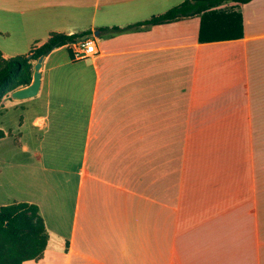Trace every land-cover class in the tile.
Returning a JSON list of instances; mask_svg holds the SVG:
<instances>
[{
  "label": "crops",
  "instance_id": "obj_1",
  "mask_svg": "<svg viewBox=\"0 0 264 264\" xmlns=\"http://www.w3.org/2000/svg\"><path fill=\"white\" fill-rule=\"evenodd\" d=\"M183 1L0 0L5 57L52 32L100 50L55 48L37 94L0 103L20 113L0 177L49 235L23 264H264V0L237 8L241 38L200 41L199 16L135 25Z\"/></svg>",
  "mask_w": 264,
  "mask_h": 264
},
{
  "label": "trees",
  "instance_id": "obj_2",
  "mask_svg": "<svg viewBox=\"0 0 264 264\" xmlns=\"http://www.w3.org/2000/svg\"><path fill=\"white\" fill-rule=\"evenodd\" d=\"M250 0H184L164 13L138 22L135 25H159L185 17H200L199 40L202 42L241 38L243 16L237 9ZM230 8L218 9L224 3ZM133 25L112 29L123 30ZM108 30L109 27L102 28ZM89 31L67 34L52 32L40 45L34 44L30 51L5 57L0 50V103L13 91L32 83L33 61L48 55L55 48L69 46ZM6 132L0 128V139ZM48 232L40 208L35 203L12 202L0 206V264H23L27 260H40L48 244Z\"/></svg>",
  "mask_w": 264,
  "mask_h": 264
},
{
  "label": "rangeland",
  "instance_id": "obj_3",
  "mask_svg": "<svg viewBox=\"0 0 264 264\" xmlns=\"http://www.w3.org/2000/svg\"><path fill=\"white\" fill-rule=\"evenodd\" d=\"M17 43L18 40L14 35L9 37L0 36L1 46H5L7 44L11 46H15ZM18 49L22 50L23 48L20 46ZM21 54H25V52ZM19 118H20V113L18 109L17 111H15L14 109H9V111L3 110V112L0 113V123H4L5 127L7 128L13 127L14 129H16ZM7 140L10 142V144H12L13 142L12 138H8ZM7 153L8 152H6L4 155H6ZM11 159H12V153H8L7 160H11ZM15 159L22 160L23 155L19 156V153H17L12 160ZM11 175L13 176V172L9 168H6L4 173L0 177V201H7V203H11L12 202L11 199L15 197H25V194L27 192L24 183L20 180L14 181V178ZM8 181L9 182L14 181L15 185L8 183Z\"/></svg>",
  "mask_w": 264,
  "mask_h": 264
},
{
  "label": "built area",
  "instance_id": "obj_4",
  "mask_svg": "<svg viewBox=\"0 0 264 264\" xmlns=\"http://www.w3.org/2000/svg\"><path fill=\"white\" fill-rule=\"evenodd\" d=\"M74 57L78 59L96 56L100 53L95 37L84 36L70 44Z\"/></svg>",
  "mask_w": 264,
  "mask_h": 264
},
{
  "label": "water",
  "instance_id": "obj_5",
  "mask_svg": "<svg viewBox=\"0 0 264 264\" xmlns=\"http://www.w3.org/2000/svg\"><path fill=\"white\" fill-rule=\"evenodd\" d=\"M44 56H41L35 66H34V74H33V80L32 83L26 87L23 88H19L15 91L12 92V96L15 98H28V97H32L34 95H36L40 89V85H41V77H42V73L40 71V68L42 66V62H43Z\"/></svg>",
  "mask_w": 264,
  "mask_h": 264
}]
</instances>
